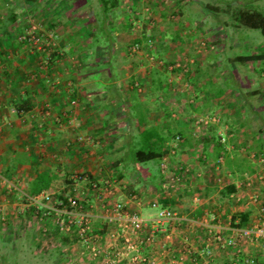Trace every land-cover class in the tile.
<instances>
[{"label":"crops","instance_id":"crops-1","mask_svg":"<svg viewBox=\"0 0 264 264\" xmlns=\"http://www.w3.org/2000/svg\"><path fill=\"white\" fill-rule=\"evenodd\" d=\"M48 4L39 9L51 16L52 28L58 17ZM29 8H0V239L10 240L11 224H20L21 216L31 211L13 200L21 196L17 188L27 193L31 181L47 173L50 188L42 191L59 189L73 174L88 173L115 178L116 196L142 216L156 214L149 206L154 198L180 215L169 224L172 239L165 248H142L141 254L153 257L152 264H229L237 257L235 251L221 248L213 236L229 237L235 229L256 223L264 206V71L257 72L254 87H240V80L254 81L256 63L248 62L238 73L230 68L206 80L195 75L191 82L196 88L178 89L174 85L183 80L168 84L170 71L150 64L147 55L125 54L131 41L116 38L110 52L102 44L88 49L85 35L74 32L62 34L58 47L63 54L53 59L19 39L26 12L38 10ZM207 82L210 88L221 83L224 92L214 95L202 86ZM252 96L261 97L256 101ZM204 113L218 114L220 122L194 132L192 116ZM176 135L180 140L173 147ZM144 143L159 144L157 162L127 161L126 151ZM163 156L170 167L185 171L174 189L161 177ZM11 183L16 189H9ZM34 233L37 244V229ZM243 249L248 256H261L257 243H246ZM66 251L86 259L74 249ZM58 255L61 264H68L69 256ZM244 256L238 257L239 264Z\"/></svg>","mask_w":264,"mask_h":264},{"label":"rangeland","instance_id":"rangeland-1","mask_svg":"<svg viewBox=\"0 0 264 264\" xmlns=\"http://www.w3.org/2000/svg\"><path fill=\"white\" fill-rule=\"evenodd\" d=\"M46 3H49L47 9L49 8L51 12L54 10L53 12L58 17V23L52 28L49 26L50 21L48 20L51 16L45 15L39 9L46 7ZM9 6L25 9H30L29 7L33 6L38 8L34 12H26L25 27L19 35V39L23 40L27 37L28 41L26 42L30 49L36 48L39 50L42 49L41 47L48 46L49 42H51L49 47H58L62 34L64 36L66 33L74 32L77 37H82V33H79V35L77 33L78 30L83 31L79 28L84 26V21L80 22L77 19L88 18L93 12L99 13L101 11L97 0H0V8ZM237 7L256 9L264 13V0H119L113 12H109L108 20L117 25L116 27H120V31L116 35L117 39L122 38L127 43L130 41L132 43L134 40L132 41L131 35L136 38L135 36H138L140 31L144 30L147 34L152 33L154 35L155 38L151 43L153 46L164 43V47H167L158 46L157 50L162 51V55L165 56L166 60L154 55H152L154 58L152 59L150 58L151 55L149 56L144 49H138L137 53L132 56L137 55V58L147 55L150 64L157 67L162 66L161 68L169 71H172L166 68L169 61L182 63L184 68H187L190 76H186L187 78L183 76L186 81H182L183 84L181 85L179 79L181 86L174 85V87L178 89L184 87V89L191 91L196 88L194 86L196 82L194 84L191 82L195 75H198L199 80H206V76L217 72L220 74L230 69V67L236 73L242 69V64H228L222 62L223 58L232 60L238 54L264 51V35L259 30L236 23L234 11ZM176 30L180 32V37L172 39ZM120 50L121 48L117 53L118 56L121 53ZM60 51L62 53V49ZM125 54L127 53L125 52ZM216 54H218V57L215 59ZM158 61L165 65L156 63ZM249 64L246 65L250 66ZM260 70L262 69L256 67L253 70L251 69V72H254L252 75L254 81L252 79L251 81L245 80L248 84H243L240 80V87L241 85L244 88L245 86H258L257 72H260ZM177 75L178 73L174 71L169 72L166 76L167 79L165 77L166 82L168 84L174 82ZM220 77L222 76L219 75L218 82H222ZM202 86L205 89L206 87L210 88L211 83L207 82ZM259 97L261 96H252V99L257 101ZM196 100L200 103L202 99L197 97ZM140 146L147 148L149 144L144 143ZM133 151L132 147L126 151L127 161L131 159ZM147 162L152 165L157 162V159ZM129 177L131 178V176ZM155 182H157L156 179ZM10 185L14 186L12 183ZM126 188L124 187V189ZM16 190L21 195L20 200L17 196V198L13 197V200L21 202L20 205L27 209L28 207L25 206L26 201L22 197L25 191H19L18 188ZM128 192L126 189V195L129 194ZM10 194L12 195V193ZM13 206L17 209L19 205ZM29 214L31 215V212L21 216L20 224H17L18 221L11 224L12 235L10 240L0 239V264H61L57 260V255L60 252L64 254L63 257L69 256L68 264H75L81 260L80 257L78 259L71 257L70 252L66 251L68 248L66 242L60 241L61 245L59 247H54V245L44 247L38 243L36 244L34 231L37 228ZM56 248H60L62 251Z\"/></svg>","mask_w":264,"mask_h":264},{"label":"built area","instance_id":"built-area-1","mask_svg":"<svg viewBox=\"0 0 264 264\" xmlns=\"http://www.w3.org/2000/svg\"><path fill=\"white\" fill-rule=\"evenodd\" d=\"M137 47L136 44L130 46L133 51H137ZM150 58L153 59L152 56ZM156 63L163 65L161 61ZM166 68L176 70V78L186 81L181 77L187 71L182 63L174 62ZM191 119L194 132H202L208 125L220 122V116L212 113L192 116ZM179 140L180 136L176 135L173 147L177 146ZM159 169L163 182L170 189L176 188L184 180L183 168L170 167L167 156L161 158ZM116 184L117 180L111 176L93 178L88 173H75L70 177V183L59 189L44 190L35 195L24 192L25 206L31 210L29 216L40 236L37 243L47 247L60 241L66 242L68 249H74L86 258L75 264H118L124 260L129 264L154 263L153 257L141 254L142 248H165L166 242L172 239L169 224L180 220V215L164 206L159 198H154L149 206L157 210L156 214L142 216L116 196ZM136 197L133 195V199ZM212 241L221 248L235 251L237 257L229 264H239L237 260L242 253L245 255L243 264H264V206L260 208L256 223L235 229L229 237L214 235ZM246 243L261 245V256L246 255L243 249ZM205 255H212L209 244L205 248ZM178 259H184L183 253L178 254Z\"/></svg>","mask_w":264,"mask_h":264},{"label":"trees","instance_id":"trees-1","mask_svg":"<svg viewBox=\"0 0 264 264\" xmlns=\"http://www.w3.org/2000/svg\"><path fill=\"white\" fill-rule=\"evenodd\" d=\"M97 1L100 5L101 11L99 13L93 12L91 16L88 18L87 17L78 18V21L80 22L84 21V26H81L79 28V29H83V31L78 30V33H82L83 35H85L84 40L88 42V45H87L88 49L95 48L96 45L102 44V45H105V49H107V51L110 52L111 45L114 42V40L117 38L116 35L118 34V31H120V27L118 28L116 27L117 25L111 23L108 20V17H109V12H113L114 8L117 7L119 0H97ZM234 19L238 25L259 30L261 34L264 35V13L263 12H260L256 9H249L246 7H237L234 11ZM130 25L128 26V28L130 27ZM179 33L180 32L176 30L172 39L179 38L180 37ZM135 37L136 38L131 43V45L136 44L138 46L136 50L144 49L145 52L149 54V56L150 55L160 56L162 59L166 60L165 56L162 55V51L157 50L158 46L164 47L163 45L164 43L163 44L159 43L158 46H153L151 43L155 37L152 33L147 34L146 31L141 30L138 36H135ZM21 41L26 42L28 41V39L27 37H25ZM131 45H129L128 47H125L126 49L125 51L128 55H134L137 53V51H133L130 48ZM31 50L35 52L37 50L44 52L45 54H48L50 58H53V59L59 58L63 54L61 53L59 47H56V46H51V47L45 46L40 50L36 48H33ZM217 57H218V54L215 55V59ZM222 62H227L228 64L229 63L246 64L248 62H252V63H256L257 69L259 68V69H262L260 71H263L264 70V51H261V52L259 51L251 52L250 51L248 54H238L234 56L232 60L228 58H223ZM172 63H174V61H169L167 65L172 64ZM227 66L229 67V65ZM172 71H176V70H172ZM184 75L186 76L189 75L188 71L184 72ZM224 84L226 86H230L229 80H225ZM208 89H211L214 92V95L220 96L224 92L225 88L220 83L217 87L208 88ZM133 150L134 151H133L131 160L134 163H144L150 160H156V159H159L161 156V148L159 147L158 143H149V147L147 148H143L139 146ZM50 181H51V176L48 175L47 173H42L38 175L31 181L27 194L35 195L41 192L42 189L44 188L45 189L50 188ZM57 260L61 262L62 257L57 255Z\"/></svg>","mask_w":264,"mask_h":264}]
</instances>
